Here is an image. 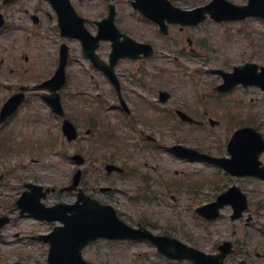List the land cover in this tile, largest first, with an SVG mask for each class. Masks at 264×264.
I'll return each instance as SVG.
<instances>
[{
	"label": "rangeland",
	"instance_id": "1",
	"mask_svg": "<svg viewBox=\"0 0 264 264\" xmlns=\"http://www.w3.org/2000/svg\"><path fill=\"white\" fill-rule=\"evenodd\" d=\"M39 1L22 0V16L26 15L25 9L33 13ZM73 1L92 21L89 30L96 33L93 22L107 15L104 4L107 0ZM210 1L172 0V3L191 10ZM229 1L236 5L248 2ZM40 4L47 7L43 1ZM130 8L129 0L118 1V15L129 20L133 28L134 22H140L136 34L152 42L155 55L147 62L122 61L117 73L129 77V82L133 83L135 80L129 73L138 71V67L146 68L149 75L144 80L150 90H141L133 83L135 92L145 95L151 103L159 104V90L170 91L173 96L164 108L166 113L158 110V107L161 109L158 105L155 108L146 105L134 94L137 122L132 126L122 125L118 121L119 114L113 109L111 85L84 58L80 43L69 42V80L63 97L69 117L80 128V138L74 143L65 142L61 122L46 107L40 93L34 91L28 94L29 102L10 121L6 130H0V147L3 139L10 136L9 148L0 150V175L3 174L0 217L11 218L9 224L0 227V264H49V244L42 236L49 234L59 223L40 221L29 214L21 215L16 201L24 191L25 183L57 189L70 184L78 168L71 159L76 153L90 156V161L82 167L89 171L81 182L82 189L114 205L119 216L129 224L147 225L156 233L177 237L204 252L212 253L222 242L229 241L235 243L236 251L227 264H264V181L231 177L214 165L189 163L171 154L168 148L183 144L212 156L224 157L228 156L227 145L236 128L253 126L264 135V91L255 87H238L232 94L218 97L215 87L222 78L208 71L213 68L231 71L233 66L247 61L264 66V19L250 18L225 25L209 19L197 27L170 26L169 34L164 37L156 27L146 25V22L142 24L138 17L133 19ZM30 24L29 19L22 24L25 25L22 29V85L34 86L53 76L59 45L51 31L54 22L44 21L37 27V32L50 36L49 39L31 33ZM98 52L103 59H108L110 43H102ZM11 67L15 69L14 65ZM10 84H17L14 75ZM176 108L204 121V125L183 124L175 118L170 122L162 115L172 114ZM98 110L102 125L96 124L95 132L88 138L84 134L92 123L88 115L94 116ZM142 117H147L148 121H140ZM209 119L217 120L219 125L212 127ZM109 125L116 128V138L106 142L103 126ZM141 132L158 140L159 146H155L153 152L136 148L141 141L137 138ZM109 160H115L123 167L127 165V170L133 168L139 174L130 175L127 180H119L117 176L106 179L101 169ZM146 174L151 177L153 191L147 193L152 196L143 202H131L126 197H119L118 193L99 192L101 186L113 184L130 191L143 187L146 183L142 176ZM233 185L239 186L248 196L250 206L244 218L232 221L231 207H226L223 217L214 221L197 213L198 207L213 202ZM159 194H166V200H158ZM76 200L75 193L57 192L44 202L51 206ZM83 256L91 264H190L169 261L145 242L99 241L88 246Z\"/></svg>",
	"mask_w": 264,
	"mask_h": 264
},
{
	"label": "water",
	"instance_id": "2",
	"mask_svg": "<svg viewBox=\"0 0 264 264\" xmlns=\"http://www.w3.org/2000/svg\"><path fill=\"white\" fill-rule=\"evenodd\" d=\"M165 4H168L167 2ZM144 5V6H143ZM142 8L143 11L151 18L164 24L163 19L167 16L170 17L169 21L179 22L184 24H196L200 23L207 18V14H210L212 18L223 21L231 20L232 16L226 15L227 9L234 10V13H238L234 19H244L249 16H259L264 18V0H250V3L246 7H236L225 0H214L211 4L204 8L197 9L193 12H182L178 9H172L165 15V9L155 8L151 0H140L137 5ZM168 6V5H167ZM114 30L113 21H110L109 26H104L102 32ZM83 38V37H82ZM111 38V37H110ZM114 39L113 52L111 54V65L107 68V72L110 77L115 80L113 72L114 66L118 60L122 57L133 56L138 57L141 53L150 55L151 51L148 48H144L141 45L134 43L132 46H125L117 43ZM97 45L91 48L92 57L97 61V57L94 55V50ZM126 49H129L127 51ZM98 62V61H97ZM98 65H100L98 63ZM65 62H62V68L58 71L56 77L44 84L43 87L52 88L53 92L56 91L55 87H62L65 84ZM102 68L104 66H101ZM258 66L247 65V67L235 68L233 74H227L228 81L232 79L230 86H224L222 89L226 91L232 90L239 83L244 85H259L264 89V68L263 77L259 78L256 75ZM254 70V71H253ZM253 71V72H250ZM55 106H58L59 101H53ZM20 104V101L17 105ZM67 134L70 140L77 138V132L72 125L67 123ZM177 150L185 156L193 159L204 158L199 156L196 152L178 147ZM229 151L233 158L231 160H212L223 165L231 174L238 176L255 175L264 177L263 170L260 168L259 156L264 152V142L261 135L256 133L253 129H242L238 131L233 141L230 143ZM75 160L79 164L83 163L80 156H75ZM80 180V172L75 177L74 187L78 185ZM34 190L33 193H26L22 199L18 202L19 207L22 209V213L25 211L33 212L38 217L47 220H59L64 223L63 227L55 228L54 232L46 236L45 239L50 242L51 248L49 253L50 264H90L83 259L82 250L91 241L98 238H112L117 239L121 237H138L134 234L135 231L126 227L117 218L114 210L108 206H101L96 202L90 201L88 198L80 195V201L76 205H58L52 208H45L41 204V198L46 194L42 192V187L30 186ZM83 204H80V202ZM228 204H232L235 208V214L233 219L240 218L242 213L247 209V199L244 194L238 188H232L229 193L219 197L216 203L209 204L200 208L198 211L209 219H216L220 214V209ZM139 232V231H137ZM153 238V237H151ZM160 239L162 243L158 245L164 246L161 251L172 259H189L193 264H223V258L227 253L220 256H208L200 251L192 248H187L185 245L173 240ZM155 239V240H156ZM229 244L224 249L229 251Z\"/></svg>",
	"mask_w": 264,
	"mask_h": 264
},
{
	"label": "flooded vegetation",
	"instance_id": "3",
	"mask_svg": "<svg viewBox=\"0 0 264 264\" xmlns=\"http://www.w3.org/2000/svg\"><path fill=\"white\" fill-rule=\"evenodd\" d=\"M42 1L46 2L47 7L43 6L40 3L38 4L36 3L35 5L36 7L33 13L25 9L24 13L26 15L22 16L21 14L22 13V0H16L12 2H9L6 0H0V12L2 14V18L0 22H3V25L0 28V88L5 89L6 91H9V93L5 97H0V111L3 105L11 98V96L19 93L22 88V29L25 26L22 24L26 22L28 19L29 21H32V23L35 26L43 25L44 21L45 22L52 21L55 24V29L59 30V26H58L59 17L57 15L56 10L51 6L49 1L47 0H42ZM77 4L78 3H76V5ZM76 9L82 15V17L87 18L86 16L82 14V11L79 8V6L78 7L76 6ZM130 14L133 16V17L131 16L133 19H136L135 17H137L138 15L137 13L132 12V11H130ZM117 19H118V26L122 33L130 36L132 39L140 43H149L148 39L146 40L141 39L136 34V31L138 30L137 27L139 26L140 22L139 23L134 22L135 24L133 23V25H135L134 26L135 28H133L131 25L132 23L126 18L120 17V15L117 14ZM126 22H128L127 25L125 24ZM89 24H90V21L88 20L87 25ZM146 25L153 26L152 24H146ZM123 39L124 38L122 37L121 40ZM11 45L13 46L12 49H11ZM59 57L60 55L58 53V56H57L58 61H59ZM12 61L14 64L11 63ZM147 61H148L147 59H141L138 62H147ZM12 65H14L15 69L11 67ZM134 72L135 71H131L129 73L132 79L133 77H136L134 75ZM12 75H14V78L17 80V86H10V85L6 86L5 83L6 82L10 83ZM118 78L120 81V94L117 93L115 96V102H116L115 108L117 109L118 112L123 113L125 116L131 119L135 115V110H134L135 105H134L133 95L137 94V96L139 97V100L142 99L143 101H145L146 99L145 95L138 94L135 92L136 90L134 89L133 83L139 86V89L144 90L146 92L150 90V86L148 85V82L144 80V78L143 79L136 78L133 83L129 82L130 78L125 75H122V76L118 75ZM145 104L147 105L148 102ZM160 106L164 107L166 106V104H160ZM90 119H91V116L88 115V120ZM88 130H87L88 133H90L91 129L88 128ZM90 137H91V134L88 135V138ZM120 196L121 197H131L132 199L141 197L140 194L136 192H133L132 194H127V193H124L123 190H121ZM231 256H233V254ZM243 263H246V260L245 262L243 261Z\"/></svg>",
	"mask_w": 264,
	"mask_h": 264
}]
</instances>
